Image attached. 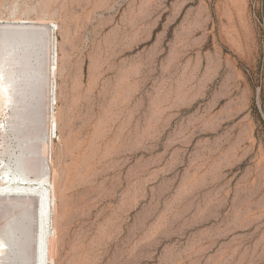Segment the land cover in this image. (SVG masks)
I'll list each match as a JSON object with an SVG mask.
<instances>
[{
  "label": "rangeland",
  "instance_id": "rangeland-1",
  "mask_svg": "<svg viewBox=\"0 0 264 264\" xmlns=\"http://www.w3.org/2000/svg\"><path fill=\"white\" fill-rule=\"evenodd\" d=\"M0 18L49 29L42 76L50 36L59 54L54 127L45 98L20 132L0 117L15 164L53 131L55 264H264V0H0ZM5 202L0 227L24 216Z\"/></svg>",
  "mask_w": 264,
  "mask_h": 264
},
{
  "label": "bare ground",
  "instance_id": "bare-ground-1",
  "mask_svg": "<svg viewBox=\"0 0 264 264\" xmlns=\"http://www.w3.org/2000/svg\"><path fill=\"white\" fill-rule=\"evenodd\" d=\"M36 24L38 22L31 18H0V117L9 115L8 125L2 128L3 134L10 130L20 132L23 125L28 127V123L35 121L37 103L43 98L51 128L57 118L55 113L51 116V101L54 97L58 103V88L53 79L58 74L59 54L54 53L50 36L46 49L47 67L44 76L39 74L40 66L34 63L39 58L35 47L40 36L50 31ZM44 85L47 86L45 92L42 91ZM46 134L37 146L38 137L24 133L19 140V152L13 154L16 164L6 160L8 148L0 149V165L4 164L0 172V205L6 201L10 207H23L24 215L0 227V264H12V261L6 262L11 260L12 252L21 253V258L28 263L25 254L31 246L36 264H55L58 256L62 241L57 223L60 182L52 177L53 131Z\"/></svg>",
  "mask_w": 264,
  "mask_h": 264
}]
</instances>
